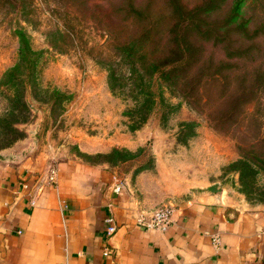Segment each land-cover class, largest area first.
Here are the masks:
<instances>
[{"label": "rangeland", "instance_id": "1", "mask_svg": "<svg viewBox=\"0 0 264 264\" xmlns=\"http://www.w3.org/2000/svg\"><path fill=\"white\" fill-rule=\"evenodd\" d=\"M62 162L116 174L137 217L264 212V0H0V166L55 188Z\"/></svg>", "mask_w": 264, "mask_h": 264}, {"label": "crops", "instance_id": "2", "mask_svg": "<svg viewBox=\"0 0 264 264\" xmlns=\"http://www.w3.org/2000/svg\"><path fill=\"white\" fill-rule=\"evenodd\" d=\"M25 168L0 166V264H264L263 211L202 198L173 209L161 233L137 222L101 167L58 163L55 188L36 187L43 164ZM109 202L117 230L107 240Z\"/></svg>", "mask_w": 264, "mask_h": 264}, {"label": "built area", "instance_id": "3", "mask_svg": "<svg viewBox=\"0 0 264 264\" xmlns=\"http://www.w3.org/2000/svg\"><path fill=\"white\" fill-rule=\"evenodd\" d=\"M56 178H57L56 168H48L46 175V182L50 185H55ZM109 188L113 195H118L124 189V183L118 178L116 174H113L110 176L109 179ZM106 208H107V215L104 219V223H105L104 231L106 236H112L117 230V224L113 213L114 204L112 202H109L106 205ZM172 213H173V209L167 206H163L161 208L154 210V212H152L149 217L139 216L136 218V220L139 224H141L146 228L164 233L167 230L169 224L171 223ZM211 240L212 243L215 246H217L219 243V236L217 234H213L211 236ZM104 255H107V249H105Z\"/></svg>", "mask_w": 264, "mask_h": 264}, {"label": "trees", "instance_id": "4", "mask_svg": "<svg viewBox=\"0 0 264 264\" xmlns=\"http://www.w3.org/2000/svg\"><path fill=\"white\" fill-rule=\"evenodd\" d=\"M18 37H19V62H24L25 60H31L34 54L28 45L25 35L21 33L19 34ZM179 53H181V58L174 64L175 66L174 65L167 66L168 64L164 63L160 66V68H158L161 71L162 79H164L165 81H169L168 83H170V77L173 75V72H175L178 68H181L183 67V65L186 64L185 62L186 55L184 54V51L181 50V48L179 50Z\"/></svg>", "mask_w": 264, "mask_h": 264}]
</instances>
